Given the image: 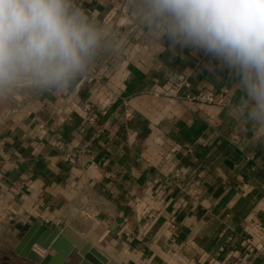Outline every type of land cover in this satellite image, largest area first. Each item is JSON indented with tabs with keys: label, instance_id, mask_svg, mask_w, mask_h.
I'll return each mask as SVG.
<instances>
[{
	"label": "crops",
	"instance_id": "1",
	"mask_svg": "<svg viewBox=\"0 0 264 264\" xmlns=\"http://www.w3.org/2000/svg\"><path fill=\"white\" fill-rule=\"evenodd\" d=\"M73 2L101 34L85 70L66 88L0 89L8 264H36L13 252L35 221L107 264H264V123L234 70L170 40L144 0Z\"/></svg>",
	"mask_w": 264,
	"mask_h": 264
},
{
	"label": "clouds",
	"instance_id": "2",
	"mask_svg": "<svg viewBox=\"0 0 264 264\" xmlns=\"http://www.w3.org/2000/svg\"><path fill=\"white\" fill-rule=\"evenodd\" d=\"M146 18L239 77L248 118L264 123V0H144ZM101 34L73 0H0V89L21 79L66 88Z\"/></svg>",
	"mask_w": 264,
	"mask_h": 264
},
{
	"label": "water",
	"instance_id": "3",
	"mask_svg": "<svg viewBox=\"0 0 264 264\" xmlns=\"http://www.w3.org/2000/svg\"><path fill=\"white\" fill-rule=\"evenodd\" d=\"M36 246L45 252L36 253ZM13 252L36 264H107V258L71 227L49 228L39 221L30 225Z\"/></svg>",
	"mask_w": 264,
	"mask_h": 264
},
{
	"label": "built area",
	"instance_id": "4",
	"mask_svg": "<svg viewBox=\"0 0 264 264\" xmlns=\"http://www.w3.org/2000/svg\"><path fill=\"white\" fill-rule=\"evenodd\" d=\"M176 82L178 84H181V85H188V82L186 81V77L184 75H178L176 77ZM193 98H195L196 100H199V101H206V102H209V101H212V98L209 97V96H203V95H197V96H194ZM83 109L84 110H87V109H90L89 108V104H84L83 105ZM9 260V259H8ZM8 260H1L0 259V264L4 263V264H8Z\"/></svg>",
	"mask_w": 264,
	"mask_h": 264
},
{
	"label": "rangeland",
	"instance_id": "5",
	"mask_svg": "<svg viewBox=\"0 0 264 264\" xmlns=\"http://www.w3.org/2000/svg\"><path fill=\"white\" fill-rule=\"evenodd\" d=\"M6 252H4V251H0V259L1 260H8L9 258H8V254H9V252H8V250H5ZM2 264H4V263H2Z\"/></svg>",
	"mask_w": 264,
	"mask_h": 264
}]
</instances>
